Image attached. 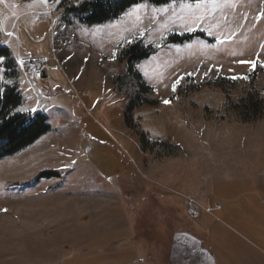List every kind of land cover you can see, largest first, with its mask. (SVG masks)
<instances>
[{
	"label": "rangeland",
	"instance_id": "obj_1",
	"mask_svg": "<svg viewBox=\"0 0 264 264\" xmlns=\"http://www.w3.org/2000/svg\"><path fill=\"white\" fill-rule=\"evenodd\" d=\"M83 1L0 5L1 44L50 66L17 63V108L50 130L0 160V264H264V115L234 111L264 90V0L202 4L199 27L182 0L87 26L65 13Z\"/></svg>",
	"mask_w": 264,
	"mask_h": 264
},
{
	"label": "trees",
	"instance_id": "obj_2",
	"mask_svg": "<svg viewBox=\"0 0 264 264\" xmlns=\"http://www.w3.org/2000/svg\"><path fill=\"white\" fill-rule=\"evenodd\" d=\"M172 0H85L80 4L65 9V13L75 17L81 24L92 26L118 19L128 8L137 3L149 2L153 5H163ZM197 1V0H186ZM192 36L173 37L171 41H182ZM148 48L140 44L133 45L127 53L134 54L132 59L138 61L148 56ZM0 55L4 56V79L11 83H2L0 89V160L12 156L22 149L32 145L50 130L47 117L42 114L20 113L16 108L22 102L18 89V64L9 49L0 43ZM137 75V74H136ZM140 76L137 75V79ZM235 113L243 122L260 119L264 115V90L247 92L234 105Z\"/></svg>",
	"mask_w": 264,
	"mask_h": 264
},
{
	"label": "snow or ice",
	"instance_id": "obj_3",
	"mask_svg": "<svg viewBox=\"0 0 264 264\" xmlns=\"http://www.w3.org/2000/svg\"><path fill=\"white\" fill-rule=\"evenodd\" d=\"M7 0H0V5H3V4H6ZM61 2V0H55V4H59ZM230 2V0H197V3L196 5L193 6L192 5H189L186 0H182L181 2V5H180V8L181 10H184V9H188L189 10V16L192 17V24H194L196 27H199L200 26V22L205 20V17L200 15H196V12H198L202 6V4H204L205 7H207V5H212L213 7V10H215L217 7H219V5L221 3H224V4H228ZM32 3L35 4V3H39L41 5H44V4H47L48 3V0H32ZM172 3L174 4L175 3V0H172ZM142 7H144V5L142 4H135L134 7L132 9L129 10L128 13H126L125 15H132V14H136L139 12V9H141ZM169 10V6H165L163 8H160V9H152L153 13H156V12H167ZM173 15H175V11H173ZM264 16V11H262L260 13V15H258L256 17L257 20H260L261 17ZM137 20L140 19L139 15L136 16ZM154 18V17H153ZM184 19H187V17H184ZM218 27V26H217ZM3 22H0V31H3ZM185 30L186 31H193L194 28L192 26H189V25H185ZM206 31H208V34L209 35H213V31L211 29H206ZM13 32L9 31L6 33V35L8 37H11L13 36ZM140 35H144V32H141ZM231 35H235V33H232ZM231 35H226L225 36V39H231ZM161 40H163V36H161ZM220 43H223L224 41H219ZM0 43H8L7 39L5 40H2L0 41ZM126 43L128 44H131L133 43L132 40H127ZM175 47H179L178 45L175 46ZM262 48H264V46H262ZM115 56V54H113ZM6 58L2 55H0V63H2ZM17 63L21 66H23L24 62L23 60L21 59H17ZM238 63L240 64H249L251 67H250V70H253L255 69L256 65L259 63V60H251V61H238ZM137 67H140L139 65H137ZM238 78H242V79H247L246 76H243V77H240V76H232L231 79L235 80V79H238ZM0 79H2V77H0ZM181 80H182V77L178 76L172 83V90L173 91H176L177 89V85H179L181 83ZM8 83H11V81H8ZM3 90L0 89V92H2ZM164 104H169L170 101L165 99L162 101ZM16 111H28V109H20V108H17ZM32 112H37L38 111V108H33L31 109Z\"/></svg>",
	"mask_w": 264,
	"mask_h": 264
},
{
	"label": "built area",
	"instance_id": "obj_4",
	"mask_svg": "<svg viewBox=\"0 0 264 264\" xmlns=\"http://www.w3.org/2000/svg\"><path fill=\"white\" fill-rule=\"evenodd\" d=\"M22 67L26 68L27 72L30 73L34 79H42L44 71L48 69L46 63L37 62L31 59L25 61Z\"/></svg>",
	"mask_w": 264,
	"mask_h": 264
},
{
	"label": "crops",
	"instance_id": "obj_5",
	"mask_svg": "<svg viewBox=\"0 0 264 264\" xmlns=\"http://www.w3.org/2000/svg\"><path fill=\"white\" fill-rule=\"evenodd\" d=\"M16 18H14V20H15ZM36 82H41V81H36ZM178 232V231H177ZM246 241H248V240H246ZM250 244V243H249ZM252 248L253 249H255L258 253H260L262 256L259 258V259H262V258H264V247H258L257 245H252ZM242 250V249H241ZM240 250V251H241ZM236 252V251H235ZM237 253V256L240 254L241 255V258L243 259V260H246V262L247 261H251L250 259L251 258H255V256H254V254H253V256L252 257H247V255H246V253H245V251L243 250L242 252H236ZM257 264H262L261 262H257Z\"/></svg>",
	"mask_w": 264,
	"mask_h": 264
}]
</instances>
